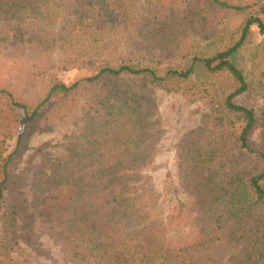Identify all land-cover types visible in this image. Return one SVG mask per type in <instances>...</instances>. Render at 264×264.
<instances>
[{"label": "trees", "instance_id": "obj_1", "mask_svg": "<svg viewBox=\"0 0 264 264\" xmlns=\"http://www.w3.org/2000/svg\"><path fill=\"white\" fill-rule=\"evenodd\" d=\"M260 14L264 3L228 0H186L164 15L128 3L120 7L118 0H0V22L37 23L31 32L19 26L11 42L61 47L73 55L50 66L57 70L50 74V92L35 107L0 89V264H24L13 253L23 234L33 233V213L22 189L26 176L23 180L14 169L32 125L55 104L54 96L64 107L87 87L96 91L82 109L84 130L65 144L61 157L43 161L31 180L32 201L45 213L51 233L65 241L67 259L78 264H208L198 250L230 239L244 246V264H264V149L252 140L264 104L259 113L236 102L245 93L264 101ZM235 15L242 21L229 38L225 20ZM57 22L62 27L53 31ZM254 25L263 40L252 56L251 80L238 54ZM71 69L90 75L72 84L56 77ZM155 87L210 105L203 123L177 144L181 185L169 172L164 187L170 201L167 227H181L190 213L179 198L181 189L192 196L197 217L189 242L168 238L146 202L137 205L136 183L163 131ZM90 167H95L91 176L79 173Z\"/></svg>", "mask_w": 264, "mask_h": 264}, {"label": "rangeland", "instance_id": "obj_2", "mask_svg": "<svg viewBox=\"0 0 264 264\" xmlns=\"http://www.w3.org/2000/svg\"><path fill=\"white\" fill-rule=\"evenodd\" d=\"M228 1L231 4L245 6L264 3V0ZM127 3L131 8L147 14L164 15L170 10L171 5L180 4L183 7L186 0H118L120 7ZM64 7L59 9L60 14L64 12ZM251 13H260V11L254 10ZM261 16L264 17L263 14ZM242 17L235 15L226 18L225 33L229 38L233 30L241 23ZM36 25V22H0V89L13 92L20 102L34 107L50 92V74L57 71L51 69L50 66L62 64L63 61L73 56L61 47L45 49L37 42H11L12 35L19 26L24 31L31 32ZM61 27L62 24L57 22L52 26V29L58 31ZM7 33L10 37L5 35ZM262 40L263 36L258 27L254 25L249 41L238 54L246 75L251 80L254 78L252 56L256 46ZM114 45H118V52L122 50L121 44ZM96 70L93 68L90 71ZM87 71L79 69L59 71L56 77L67 84H72L90 75V71H88L89 73ZM95 91L96 89L91 87L82 89L75 100L64 107H62V99L54 96L55 104L45 111L43 117L35 125H32V131L27 139V147L22 155L16 158L14 169L15 172L23 175V180L26 176L27 184H24L22 189L26 191L29 212L33 213V233L29 237L23 234L25 240L22 238L19 240L17 250L13 253L14 258L24 264H78L67 259V253L62 249L65 241L51 233L47 217L43 215L45 213L33 203L31 180L34 171L43 161L61 157L65 150V144L73 141L84 130L86 121L82 117V109L93 99ZM154 95L163 131L150 153L149 163L140 172L142 176L136 183L135 195L137 196V205L142 206L143 202H146L147 209L151 211V218L156 221L155 225L164 229L170 207L168 195L164 192L168 173H172L176 185H181L177 162V144L188 131L203 123V116L210 112V105L201 100L189 102L182 93L168 92L162 87H155ZM236 102L252 106L259 113L264 104L261 97L251 93L241 95L236 99ZM20 112L24 115L23 109ZM263 122L264 118L260 116V122L252 137L254 143L261 149H264V125H261ZM14 144L15 140L10 141L9 149L13 148ZM113 155L117 156L118 153L115 152ZM94 170L95 167H90L79 173L89 177ZM191 197L183 189L179 192V198L189 204L190 213L181 227L165 226L168 238L179 237L178 239L183 242H189L194 238L197 210L194 209ZM3 239L4 232L0 227V240ZM197 254L205 255L204 261L208 264H244L242 262L244 246L230 239H221L215 247H209L207 250L200 249Z\"/></svg>", "mask_w": 264, "mask_h": 264}]
</instances>
